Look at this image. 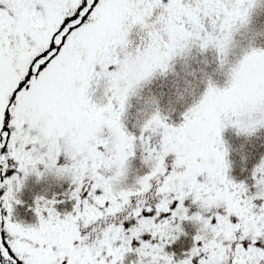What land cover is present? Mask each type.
I'll list each match as a JSON object with an SVG mask.
<instances>
[{
  "label": "snow or ice",
  "instance_id": "1",
  "mask_svg": "<svg viewBox=\"0 0 264 264\" xmlns=\"http://www.w3.org/2000/svg\"><path fill=\"white\" fill-rule=\"evenodd\" d=\"M259 41L264 0H0V264H264Z\"/></svg>",
  "mask_w": 264,
  "mask_h": 264
},
{
  "label": "trees",
  "instance_id": "2",
  "mask_svg": "<svg viewBox=\"0 0 264 264\" xmlns=\"http://www.w3.org/2000/svg\"><path fill=\"white\" fill-rule=\"evenodd\" d=\"M259 43L264 44V41H259ZM226 138H227L230 142H232L233 144L238 143V141H235L234 138L231 136L230 133L226 135ZM30 188H31V184H30ZM37 190H39V189H37ZM26 198H27V194H26ZM21 215H22V214H21Z\"/></svg>",
  "mask_w": 264,
  "mask_h": 264
},
{
  "label": "flooded vegetation",
  "instance_id": "3",
  "mask_svg": "<svg viewBox=\"0 0 264 264\" xmlns=\"http://www.w3.org/2000/svg\"><path fill=\"white\" fill-rule=\"evenodd\" d=\"M135 38V37H134Z\"/></svg>",
  "mask_w": 264,
  "mask_h": 264
}]
</instances>
